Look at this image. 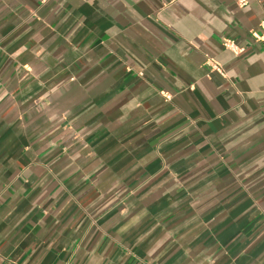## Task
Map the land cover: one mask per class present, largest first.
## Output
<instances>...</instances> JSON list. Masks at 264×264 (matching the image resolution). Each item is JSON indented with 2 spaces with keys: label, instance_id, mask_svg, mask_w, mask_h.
<instances>
[{
  "label": "crops",
  "instance_id": "0c3cea01",
  "mask_svg": "<svg viewBox=\"0 0 264 264\" xmlns=\"http://www.w3.org/2000/svg\"><path fill=\"white\" fill-rule=\"evenodd\" d=\"M244 1L0 0V264H264Z\"/></svg>",
  "mask_w": 264,
  "mask_h": 264
},
{
  "label": "built area",
  "instance_id": "2783aa9c",
  "mask_svg": "<svg viewBox=\"0 0 264 264\" xmlns=\"http://www.w3.org/2000/svg\"><path fill=\"white\" fill-rule=\"evenodd\" d=\"M240 3L244 5L245 4V1L244 0H240ZM251 35H252L253 39L256 42L260 43L264 47V20H262L261 23H260V29H259V31L252 32ZM223 47L226 48V49H228V50H231L235 54H238V53H240V52L243 51L242 49H239L234 44V42H232L231 40H224L223 41ZM210 66H211V68L213 70H215V71H217L219 73H222L223 72L222 68L219 65L215 64V63L210 64ZM167 99H169V98L167 97Z\"/></svg>",
  "mask_w": 264,
  "mask_h": 264
}]
</instances>
